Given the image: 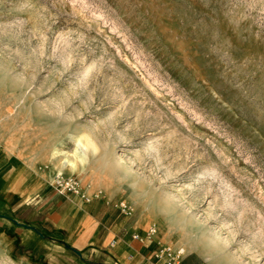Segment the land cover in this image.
Instances as JSON below:
<instances>
[{
	"label": "rangeland",
	"instance_id": "374dc122",
	"mask_svg": "<svg viewBox=\"0 0 264 264\" xmlns=\"http://www.w3.org/2000/svg\"><path fill=\"white\" fill-rule=\"evenodd\" d=\"M0 154L172 251L264 264V0H0ZM19 232L0 218V264H41Z\"/></svg>",
	"mask_w": 264,
	"mask_h": 264
},
{
	"label": "crops",
	"instance_id": "0c3cea01",
	"mask_svg": "<svg viewBox=\"0 0 264 264\" xmlns=\"http://www.w3.org/2000/svg\"><path fill=\"white\" fill-rule=\"evenodd\" d=\"M109 202L58 194L42 176L24 172L0 154V218L21 230L22 247L41 264H164L156 257L163 238H147L144 225L114 219ZM175 264L211 263L184 253Z\"/></svg>",
	"mask_w": 264,
	"mask_h": 264
},
{
	"label": "built area",
	"instance_id": "2783aa9c",
	"mask_svg": "<svg viewBox=\"0 0 264 264\" xmlns=\"http://www.w3.org/2000/svg\"><path fill=\"white\" fill-rule=\"evenodd\" d=\"M51 185L54 188V190L58 194L62 195H79V183L78 179L74 176H64L62 173H56L54 176V179L51 181ZM80 196L85 200L89 201L88 197L83 195L82 193ZM121 213L123 214H129L130 213V206L125 203L124 201H120L119 204L116 205ZM157 234V228L155 225H149L146 230L145 237L152 238ZM133 238H139V235L132 234ZM115 240L110 241V245H114ZM183 250L181 248H178L176 251H172L171 245L168 243H163L158 246L156 257H163L165 262L164 264H175L177 263L182 255ZM139 264H150L148 261H142Z\"/></svg>",
	"mask_w": 264,
	"mask_h": 264
},
{
	"label": "bare ground",
	"instance_id": "6f19581e",
	"mask_svg": "<svg viewBox=\"0 0 264 264\" xmlns=\"http://www.w3.org/2000/svg\"><path fill=\"white\" fill-rule=\"evenodd\" d=\"M77 149H76V158L75 160L73 159H70V158H64L62 161H61V168L62 167H65L67 165H69L71 168H75L76 167V163L77 161H79L80 163H82L85 159V156H86V150L88 149V143L87 142H84L80 139H77ZM74 155V156H75ZM58 173H61V170L58 171ZM125 202V201H124ZM127 203V202H125ZM128 204V203H127ZM129 205V204H128ZM130 206V205H129ZM164 209V208H162ZM164 212H166L167 214L169 213V210L168 209H164L163 210ZM132 213H129L128 215H131ZM176 218V217H175ZM183 250V248H181ZM184 251V250H183Z\"/></svg>",
	"mask_w": 264,
	"mask_h": 264
}]
</instances>
